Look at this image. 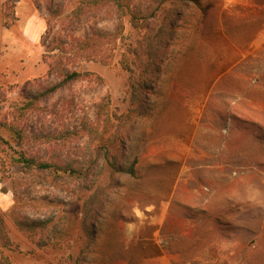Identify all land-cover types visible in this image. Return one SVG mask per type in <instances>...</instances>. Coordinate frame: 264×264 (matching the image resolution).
Masks as SVG:
<instances>
[{"label":"rangeland","instance_id":"374dc122","mask_svg":"<svg viewBox=\"0 0 264 264\" xmlns=\"http://www.w3.org/2000/svg\"><path fill=\"white\" fill-rule=\"evenodd\" d=\"M68 1L65 21L80 0ZM197 1L166 0L158 10L178 7L185 24L164 40L169 57L149 93L155 106L135 132L136 179L115 173L99 149L136 115L139 84L125 64L142 29L129 17L110 64L82 61L93 76L40 103L50 139L64 135L73 148L64 156L89 167L88 189L15 165L18 148L3 132L0 264H264V0ZM51 8L50 0H0V119L8 124L27 81H58L47 78L40 42ZM116 24L80 25L74 35ZM35 150L51 152L47 142Z\"/></svg>","mask_w":264,"mask_h":264},{"label":"trees","instance_id":"16d2710c","mask_svg":"<svg viewBox=\"0 0 264 264\" xmlns=\"http://www.w3.org/2000/svg\"><path fill=\"white\" fill-rule=\"evenodd\" d=\"M68 0H50L51 9L49 17L46 18V30L41 36V45L44 49L43 60L48 65L47 78L57 76L58 81L52 83L49 80L27 81L21 88L23 106L16 108L13 113V122L7 123V118L0 119V141L8 143L4 139L3 132L10 134V140L16 143L18 149L14 150L12 162L26 171H38L47 174L58 182L73 180L77 187L88 189L90 182V169L86 163L71 160L64 156L65 150H72L66 142V137L61 135L59 140L52 137L45 131V120L42 115L41 101L49 100L59 89L66 87L93 76V73L81 70V62H97L110 64L118 50V41L124 29V18L129 17L132 29L141 28V40L134 45L125 64L128 71L138 81L139 95L137 96L136 115L127 114L124 123L119 125L116 133L113 134L109 144L100 146L106 163L111 169L121 176L130 179L138 177L137 166L139 158L136 154L134 141L135 132L139 129L142 120L152 114L155 103L150 100V94L155 95L156 85L163 75L166 58L169 51L166 49L164 40L166 35H173L177 29H182L185 19L179 12L178 7L167 10L163 16L158 17L160 5L166 0H80L71 12L69 19L62 20L61 15ZM183 1L184 0H179ZM69 2V1H68ZM196 2H198L196 0ZM156 4V8L151 5ZM203 7V6H202ZM117 16V17H116ZM109 19H117L115 30L103 32L99 29H92V33L86 37H75V29L80 25L96 26L100 22ZM55 20V22H54ZM152 23L156 25L153 26ZM160 45L154 52V61H150V41L153 40L152 29L157 28ZM59 26L55 30V26ZM163 29H167V33ZM155 36V35H154ZM174 36V35H173ZM66 39L70 42L67 43ZM168 53V54H167ZM148 63V64H147ZM77 65L76 68H69ZM134 66V68L132 67ZM140 69L139 72L135 68ZM151 67V68H149ZM142 68V69H141ZM101 81L100 77H96ZM107 99V98H106ZM98 103L97 118L102 116V109L106 106L105 101ZM51 135V134H50ZM48 143L50 148L49 157L41 156L36 145ZM54 142V144H53ZM53 144V145H52ZM52 145V146H51ZM118 145L120 152H111ZM40 146V145H39ZM38 149V148H37ZM76 149V147H75ZM100 203H97V218H100ZM20 228L27 230V221H17ZM35 226H30L32 229Z\"/></svg>","mask_w":264,"mask_h":264}]
</instances>
